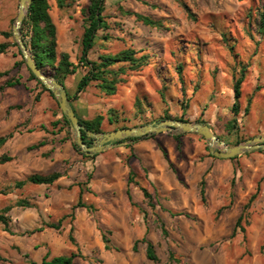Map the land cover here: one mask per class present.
I'll list each match as a JSON object with an SVG mask.
<instances>
[{
	"label": "rangeland",
	"instance_id": "374dc122",
	"mask_svg": "<svg viewBox=\"0 0 264 264\" xmlns=\"http://www.w3.org/2000/svg\"><path fill=\"white\" fill-rule=\"evenodd\" d=\"M18 1L0 0V32L11 33ZM89 1L68 0L69 6L60 9L56 0H49L56 52L67 53L74 64L82 34L81 11ZM263 4L264 0H105L111 39L95 46L89 58L132 47L148 57L147 65L128 73L112 96L91 84L77 101L71 100L78 115L85 120L102 115V133L159 122L168 116L192 123L203 121L228 147L264 136V36L257 30ZM135 13L160 26H145L135 19ZM0 40L8 41L1 35ZM19 60L18 48L13 45L0 55V72L9 71L7 77L0 78V102L6 105L12 104L15 93L1 85L3 80L18 74L27 77L24 68H13ZM241 68L244 80L237 127L228 131L225 126L233 118V77L240 76ZM47 76L53 77L50 73ZM65 83L70 89L76 81L69 78ZM26 90L34 95L40 87L33 81ZM47 98L48 106L58 108L55 99ZM40 101L36 109L42 105ZM110 109L116 115L113 122L108 120ZM6 120L14 121V116L0 111V126ZM69 134L73 141L70 130ZM174 136L162 133L97 154L95 158L101 156L117 165L108 174V191L99 190L98 196L81 200L92 204L90 209H73L77 190L63 195L54 186L16 188L14 179L1 174L0 210L12 208L18 201L32 208L13 207L6 214L9 231L0 223V256L5 259L0 264H39L46 254L48 258L73 254L74 264H264V151L211 161L202 137L187 135L178 147ZM159 146L166 151L168 161ZM21 153L23 150L15 153L19 160ZM94 159L88 165L91 172ZM18 164V160L12 161L7 169L17 170ZM133 169L148 183L150 197L139 204L132 203L124 192L129 172L133 180L137 177ZM96 173L107 175L100 167ZM203 175L204 201L198 187ZM258 187L256 199L244 210ZM221 208L225 209L219 212ZM241 214L240 227L231 237ZM41 220L42 224L60 220V225L28 234L41 227ZM102 236L108 240V250ZM143 239L152 243L156 262L146 258Z\"/></svg>",
	"mask_w": 264,
	"mask_h": 264
},
{
	"label": "trees",
	"instance_id": "16d2710c",
	"mask_svg": "<svg viewBox=\"0 0 264 264\" xmlns=\"http://www.w3.org/2000/svg\"><path fill=\"white\" fill-rule=\"evenodd\" d=\"M58 8H67L68 0H56ZM50 5L49 0H32L31 4L28 8V12L22 22V26L20 28L22 39L26 45V47L30 50L31 55L36 63L38 69L44 74H51L55 80L61 83L65 89V81L69 78H74L76 83L74 84V91L72 94H68L69 99L73 101H77L79 96L85 92V90L91 85L94 84L100 92H102L106 96H112L116 93L118 86L125 81V76L134 71L141 70L145 65H147V56L142 54L139 55L138 51H136L132 47H126L124 49L119 50L116 53H100L97 55L96 59H90V51L94 49L95 46L103 44V41L107 42L111 39L110 36V24L107 18L104 15L105 11V0H90L88 6L83 9L81 12L83 14V24H82V34L79 39V56L77 59V64H74L70 61L69 55L65 52L57 54L56 52V28L52 19L49 15ZM135 19L140 21L142 24L148 27L157 28L160 24L157 21H154L150 17L143 16L141 14L135 13L133 14ZM257 30L261 36H264V4L257 15ZM1 36L8 41L0 43V55L4 54L7 49L13 45L17 47L15 42H9V39L12 38L10 32H1ZM18 48V47H17ZM232 46L230 47V51H232ZM18 54L20 56L19 62H15L13 68H17L19 66H24L26 69L25 62L18 50ZM80 68H83L84 71H79ZM181 70V66H179V71ZM29 78L34 80L36 84L40 87L41 91L47 92L53 99H55L51 92L47 91L43 85L29 72ZM241 74L239 77H233V86H232V94H233V102L230 107V112L233 115V118L229 120L225 126L226 130H230L234 127H237L236 117L240 112L239 109V101L241 98V86L244 80L243 69H240ZM9 71L0 72V77L8 76ZM20 82L18 79H9L5 82V87H14L19 85ZM38 100V96L35 97V101ZM71 106L74 110L75 115L76 111L71 103ZM61 113V111L58 109ZM248 108L245 107L244 115H247ZM115 112L110 109L108 110V120L109 122L115 121ZM79 123L83 125L88 131L93 133H102L101 131V123L103 121L102 115H96L92 119H81L77 116ZM165 119H169L166 116ZM179 121L186 120L179 118ZM61 122L69 128V123L65 119V117L61 114ZM200 123H204L200 121ZM57 123H53L55 126ZM70 134L68 133V136ZM12 134H8L5 137H0V147L6 142L8 138H10ZM180 135L174 136V140L180 143ZM220 138L219 136H217ZM82 139L86 144H91L92 139L88 138L84 133H82ZM130 141H135L138 139H127ZM238 143V142H237ZM236 143V144H237ZM44 145V141L39 144L32 146V148H38ZM73 148L77 150V152L82 156V158L91 161L95 158L94 156H85L80 149L72 143ZM159 150L161 151L164 159H167L166 151L159 146ZM208 157L215 159L210 154ZM236 158H233L234 160ZM12 158L6 155L0 156V164L11 161ZM61 177L60 173H50V174H31L27 176L25 179L15 182L14 186L16 188H22L26 184L33 185H52ZM90 176H88L89 179ZM261 181L264 183V176ZM135 184L132 178V172H129L127 178V185ZM199 187V195L201 200H205V191H206V182L205 176L203 175L198 183ZM68 190L72 189V186L67 188ZM259 192V187L256 192L249 198L248 203L245 205L244 210L247 209L252 202L256 199ZM81 193L79 194L78 201L75 207H86V205L81 201ZM142 193L144 198L149 199V194L146 189H142ZM126 195L130 200L129 188L126 190ZM16 206L29 207L27 203H23L18 201ZM92 208V207H89ZM225 208H221L219 210L222 211ZM11 210L10 206H6L0 210V223L4 226L5 231L8 230V225L10 223V219L6 216V214ZM242 220V214L236 219L235 227L232 230L231 237H234L236 234L237 228L240 226V222ZM43 227L58 229L59 225L54 224H42L41 227L33 229L28 232V234L36 233L42 231ZM72 240V238L70 237ZM102 240L104 242V247L106 250L109 249L108 240L102 236ZM143 242L146 244L145 255L146 258L150 261H157V257L155 255L154 247L151 242L143 239ZM137 243V242H136ZM136 243L133 246V251L136 250ZM261 250H264V238L261 245ZM75 256L71 255H59L48 258V254H46L39 264H74ZM0 261L5 262V259L0 256ZM30 264H37L35 262H30Z\"/></svg>",
	"mask_w": 264,
	"mask_h": 264
},
{
	"label": "crops",
	"instance_id": "0c3cea01",
	"mask_svg": "<svg viewBox=\"0 0 264 264\" xmlns=\"http://www.w3.org/2000/svg\"><path fill=\"white\" fill-rule=\"evenodd\" d=\"M3 42H5V40L3 41L0 40V43ZM19 68L17 70H21V68L25 69L27 73V77L25 76L24 78L22 77L21 74H18L20 76H16L15 78L12 77L6 78L5 80H3V84L1 83V85H3L4 88L13 90L15 95H13V99L11 100L12 101L11 105L10 104L6 105L3 104V102H0L2 104L0 105V111L3 112V114L12 117L14 116V121L9 122V120H6L5 122L8 125L2 124L0 126V129H5V130H0V137H5L10 133L12 134V136L8 138L6 142L0 147V153L5 152V154L2 153L0 154V156L6 155L12 158L11 161L0 164L3 169V171L0 172V175L1 174L8 175L10 179H14L13 184H15V182L23 180L31 174L46 175L50 173H60L61 177L52 185L31 184L33 186H29L26 184L25 186L33 188L34 190L41 188L47 189L48 187L54 186L55 189L60 190V192H63L62 193L63 195H65L64 194L65 191L73 192L77 190V194H78L77 198H79V194L80 192H82L81 200L90 199V196H95V195L98 196L99 190L103 192L108 191L109 188L108 174L111 171L110 169L117 165L116 162H108L104 160L103 157L101 158V156L100 158L96 157L94 159L95 160L94 169L91 172L89 170L88 165L89 162H91L92 160L88 161L82 158V156L77 152V150L73 148L72 145L73 141L68 136L70 129L64 126V124L61 122V113L58 111V108L55 109L51 108V106H48L47 104L48 102L47 97L49 94L47 92L41 91V89L38 90V93L34 95L32 94L33 91H30L28 93L26 89L29 83L33 82L34 80H31L29 78V73L24 66H20ZM9 79H18L20 84L14 87H5L4 84ZM34 84H36L35 81ZM65 86H66V92L68 94H72V90L74 89V87L71 86L69 89L66 83ZM36 96H38V100L41 99L40 102H42V105L38 109H36L35 107L36 106L35 104L38 101V100L35 101ZM20 104L22 106H20ZM74 109L76 111L75 107ZM76 114L79 118H81L78 115L77 111ZM53 123H57V124L53 126L52 125ZM23 129L24 131L25 129L27 131L24 132ZM184 135L185 136L180 137V141L182 140L183 137L185 139L187 135H191V134H184ZM42 141H44V145L38 148L30 149L32 146H35ZM117 147H121V146H117ZM6 150H8L9 152H7ZM22 150L24 153H21V158L19 160V157H16L15 153L16 151L22 152ZM210 159L212 161V158ZM15 160H18L19 163L17 166L18 169L9 172L7 168L12 167L10 165V162L12 161L15 162ZM130 166L134 168L133 164H130ZM142 166L146 167L144 164H142ZM98 167H100V170L104 169L107 175L106 176L97 175L96 170ZM5 169H7L8 172H5ZM133 170L137 173L136 175L137 177L134 179L135 184H130L128 186L127 185L128 177H127L125 181L124 192L126 193L127 188H129V193L132 203L139 204V202L142 203V201H144L142 189H146V184L148 183L142 179L141 175H139L136 169ZM88 176H90L89 179ZM97 179H100L101 181L99 183L98 182L96 183ZM69 186H72L71 190L67 189ZM85 205L86 207L83 208L90 209L89 207H93L92 204H85ZM13 207H18V206L15 205ZM13 207L11 209H13ZM26 208H32V207L29 204V207ZM75 208L73 206V209ZM67 213L68 211L65 210V214ZM59 221L60 220H58L54 225H60ZM41 224H42V220L39 226H42Z\"/></svg>",
	"mask_w": 264,
	"mask_h": 264
},
{
	"label": "water",
	"instance_id": "95a60500",
	"mask_svg": "<svg viewBox=\"0 0 264 264\" xmlns=\"http://www.w3.org/2000/svg\"><path fill=\"white\" fill-rule=\"evenodd\" d=\"M32 0H19L18 12L11 28V35L17 44L18 50L25 62L29 72L52 93L56 100L61 114L69 123L70 131L73 135V143L85 156H94L108 149L132 143L127 139H144L154 135L171 132L175 136L183 134H195L202 137L207 145L209 154L219 160H229L253 151H264V136L254 137L245 143L228 147L221 141L205 123L184 122L175 119H166L141 126L119 128L107 133H93L88 131L79 123L77 116L71 106V99L68 98L65 87L55 80L42 73L26 47L20 28L28 12ZM82 133L92 139L91 144H86L82 139ZM136 141V140H135Z\"/></svg>",
	"mask_w": 264,
	"mask_h": 264
}]
</instances>
